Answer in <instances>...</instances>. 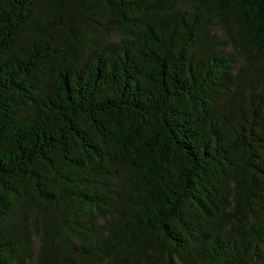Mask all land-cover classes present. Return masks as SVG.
Wrapping results in <instances>:
<instances>
[{
    "label": "trees",
    "instance_id": "1",
    "mask_svg": "<svg viewBox=\"0 0 264 264\" xmlns=\"http://www.w3.org/2000/svg\"><path fill=\"white\" fill-rule=\"evenodd\" d=\"M264 264V0H0V264Z\"/></svg>",
    "mask_w": 264,
    "mask_h": 264
},
{
    "label": "rangeland",
    "instance_id": "2",
    "mask_svg": "<svg viewBox=\"0 0 264 264\" xmlns=\"http://www.w3.org/2000/svg\"><path fill=\"white\" fill-rule=\"evenodd\" d=\"M29 236L31 238V258L29 259V263L25 262V264H32L34 262L35 255L38 251V232L32 226V223L29 224Z\"/></svg>",
    "mask_w": 264,
    "mask_h": 264
}]
</instances>
